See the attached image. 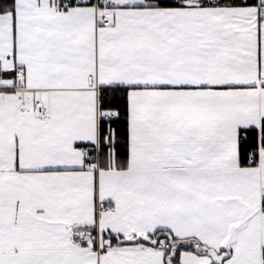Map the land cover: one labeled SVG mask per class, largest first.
Wrapping results in <instances>:
<instances>
[{"label": "snow or ice", "instance_id": "6c2138e0", "mask_svg": "<svg viewBox=\"0 0 264 264\" xmlns=\"http://www.w3.org/2000/svg\"><path fill=\"white\" fill-rule=\"evenodd\" d=\"M0 264H264V0H0Z\"/></svg>", "mask_w": 264, "mask_h": 264}]
</instances>
